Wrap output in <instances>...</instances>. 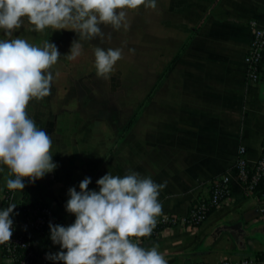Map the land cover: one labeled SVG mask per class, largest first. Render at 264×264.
Here are the masks:
<instances>
[{
    "label": "crops",
    "instance_id": "1",
    "mask_svg": "<svg viewBox=\"0 0 264 264\" xmlns=\"http://www.w3.org/2000/svg\"><path fill=\"white\" fill-rule=\"evenodd\" d=\"M73 1L56 4L93 3L74 12L23 0L27 25L0 49V208L15 166L26 168L5 218L20 229L26 200L49 204L62 232L36 236L35 248L58 254L67 237L95 231L93 203L112 226L118 210L122 236L146 218L187 216L228 176L231 195L204 224L117 243L106 264L257 260L264 196L246 195L236 164L242 146L257 164L264 143V63L258 83L245 64L264 0Z\"/></svg>",
    "mask_w": 264,
    "mask_h": 264
},
{
    "label": "built area",
    "instance_id": "2",
    "mask_svg": "<svg viewBox=\"0 0 264 264\" xmlns=\"http://www.w3.org/2000/svg\"><path fill=\"white\" fill-rule=\"evenodd\" d=\"M252 37L245 56L246 80L258 83L264 63V21L250 22ZM246 148L240 147L236 164L239 183L246 195L257 199L256 190L264 182V143L261 158L257 164H250L246 158ZM16 183L22 181L26 168L17 164L13 170ZM231 195V181L228 176L216 178L211 183L209 195L198 199L187 216L167 214L161 218H146L129 234L120 236L113 233L112 225L106 218H99L95 231L80 237H67L63 249L58 254L38 251L35 237H52L61 234L62 228L52 207L44 202L26 200L23 203L22 228H17L7 220L0 209V252L2 264H106L111 257L112 248L117 243H135L146 238L158 236L164 229L177 226L198 227L218 210ZM103 211L102 209H97ZM96 222V219H94ZM239 264H257L256 258L246 259Z\"/></svg>",
    "mask_w": 264,
    "mask_h": 264
},
{
    "label": "trees",
    "instance_id": "3",
    "mask_svg": "<svg viewBox=\"0 0 264 264\" xmlns=\"http://www.w3.org/2000/svg\"><path fill=\"white\" fill-rule=\"evenodd\" d=\"M51 3H52V9L53 10H56V11H63V10H66V9H70V10H73L74 12H82V11L87 10L88 8H90L91 7V4L93 2H89V3L87 2L85 4H80V3L79 4H76V3H71V2H65V3H62L61 5H57L56 4V0H51ZM170 68H171V66H170ZM165 76H166V72H164L162 74V76L160 77L159 81L153 87V89L149 93V95L146 98V100L144 101V103L137 109V111L135 112V114L133 115V117L130 119V121L128 122L127 126L122 131V134H121L122 135L121 136L122 139H124L126 133L138 121V119L140 117V114H141L142 107L143 106H146L148 103H150V101L152 100L153 96L156 94L157 89L163 84ZM24 179H25V177H24ZM24 179L22 181L16 183L14 173H12L10 185L6 189L5 199L3 201L2 207L0 208L2 211L4 210L5 206L7 205L8 201L10 200L11 196L13 195V193L22 184V182L24 181ZM256 196L257 197L264 196V182L261 183L258 186V188L256 190ZM22 207H23V204H22ZM99 208L102 209L101 205L100 204H96V203H93V204H91V206H88L86 208V211H87L89 217L91 219H93V220L96 219L95 224H98L99 218H101V219H103V218L105 219L106 218V213L104 211H101V210H99V212L96 211ZM114 216H115V219L116 220H115L114 225L112 226L113 233H115L117 231V225H118V220H119V215H118V210L117 209L115 210ZM263 260H264V254H257V263L258 262H262Z\"/></svg>",
    "mask_w": 264,
    "mask_h": 264
},
{
    "label": "rangeland",
    "instance_id": "4",
    "mask_svg": "<svg viewBox=\"0 0 264 264\" xmlns=\"http://www.w3.org/2000/svg\"><path fill=\"white\" fill-rule=\"evenodd\" d=\"M22 1L0 0V49L3 46L10 45L13 38L18 36L20 27L22 32L25 29V24L27 25V22L19 23L20 16L24 13L21 6ZM41 8L44 9L43 6Z\"/></svg>",
    "mask_w": 264,
    "mask_h": 264
},
{
    "label": "water",
    "instance_id": "5",
    "mask_svg": "<svg viewBox=\"0 0 264 264\" xmlns=\"http://www.w3.org/2000/svg\"><path fill=\"white\" fill-rule=\"evenodd\" d=\"M261 215H262V214H261V213H259V214H258V216H257V218H259Z\"/></svg>",
    "mask_w": 264,
    "mask_h": 264
}]
</instances>
